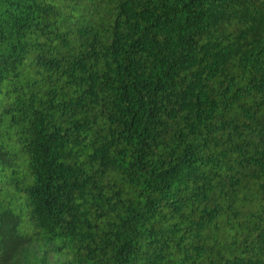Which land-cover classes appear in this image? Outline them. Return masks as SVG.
<instances>
[{"label": "trees", "instance_id": "trees-1", "mask_svg": "<svg viewBox=\"0 0 264 264\" xmlns=\"http://www.w3.org/2000/svg\"><path fill=\"white\" fill-rule=\"evenodd\" d=\"M0 259L264 264V0H0Z\"/></svg>", "mask_w": 264, "mask_h": 264}, {"label": "snow or ice", "instance_id": "snow-or-ice-1", "mask_svg": "<svg viewBox=\"0 0 264 264\" xmlns=\"http://www.w3.org/2000/svg\"><path fill=\"white\" fill-rule=\"evenodd\" d=\"M0 264H6V261H4L3 259H0Z\"/></svg>", "mask_w": 264, "mask_h": 264}]
</instances>
